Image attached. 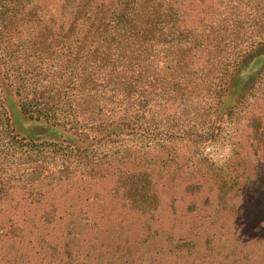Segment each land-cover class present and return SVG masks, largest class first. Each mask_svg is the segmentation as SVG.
<instances>
[{"label":"rangeland","instance_id":"obj_1","mask_svg":"<svg viewBox=\"0 0 264 264\" xmlns=\"http://www.w3.org/2000/svg\"><path fill=\"white\" fill-rule=\"evenodd\" d=\"M214 3L165 0L139 87L99 97L98 134L80 143L21 111L28 84L47 86L29 110L54 102L63 122L68 89L5 28L22 1L0 0V193L13 200L0 205V264H264V45L228 65L200 36ZM60 4L22 6L49 16Z\"/></svg>","mask_w":264,"mask_h":264},{"label":"trees","instance_id":"obj_2","mask_svg":"<svg viewBox=\"0 0 264 264\" xmlns=\"http://www.w3.org/2000/svg\"><path fill=\"white\" fill-rule=\"evenodd\" d=\"M21 1L16 15L21 23L14 28H10V25L5 28L8 33L12 30L16 32V48L18 46L21 52L24 51V55L36 56L40 63L39 71L43 66L45 69L48 63L55 62L52 77H64V89H68L63 122H56L53 120L54 116H48L50 111L56 109L54 102L33 111L29 110V103L38 99L36 91H44L47 86L36 89L35 85L28 84L25 88L26 96L19 98L21 111L63 127V130L80 143L93 140L98 134V128L90 124L98 98L105 97L114 101L116 94L121 93L128 97L132 90L139 87L137 82L142 77L137 69L147 71L143 56L148 52L141 43L149 38H156L165 25V19H168L163 13L165 0H56L61 3V11L58 15L49 16L43 15L42 10L36 7L23 10L22 5L29 3V0ZM214 2L213 10L216 12L211 14L210 21L203 26L205 30L200 36L213 42L219 52L229 50L228 65L234 66L236 59L244 56L253 46L264 45V0ZM174 21L172 26L177 30ZM201 22L203 21L200 24ZM192 30L193 28H179L178 34L185 33L194 37ZM10 45L7 44L6 47ZM155 50L159 51L157 48ZM172 50L173 48L170 52ZM179 64L173 62L171 66L180 69ZM175 69H172L174 73ZM128 74H137L138 78L133 79ZM156 84L158 83L153 84V89ZM147 85L149 86V82ZM17 86L24 87L22 83ZM54 98L55 95L51 100ZM69 117H74L72 119L80 126L76 124L68 128L66 120ZM5 194L4 191L0 195V205H11L13 200H8ZM130 195V190L123 191L124 199H128ZM11 221L15 225L18 223L10 217L6 219V223Z\"/></svg>","mask_w":264,"mask_h":264}]
</instances>
